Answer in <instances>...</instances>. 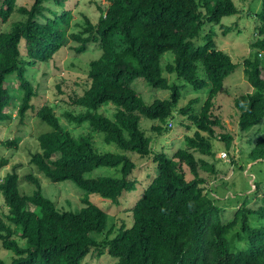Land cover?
<instances>
[{
	"label": "trees",
	"instance_id": "trees-1",
	"mask_svg": "<svg viewBox=\"0 0 264 264\" xmlns=\"http://www.w3.org/2000/svg\"><path fill=\"white\" fill-rule=\"evenodd\" d=\"M18 1L0 0V124L15 119L27 123L29 112L35 111L49 131L37 136L38 150L29 165L51 183L70 181L86 197L74 208H58L33 174L25 177L33 192L21 194L22 165H14L0 179V198L8 211L7 222L0 216V242L14 255L9 264H82L91 254L109 255L117 259L113 264H264V184L253 182L254 191L242 195L240 205L224 195L227 204H236L226 219L218 191L228 183L219 179L214 163L195 157L198 153L214 160L216 141L227 154L235 149L234 135L221 133L225 127L213 109L224 80L242 66L250 92L233 99L238 132L257 137L253 144L248 138V159L264 161V0L253 14L254 58L241 65L217 48L213 31L201 37L206 26L220 25L223 35L230 31L221 20L240 13L234 0H102L96 6L98 20L93 23L83 15L82 28L71 25L78 7L71 6L74 0H28L17 6ZM14 14L20 19L5 32L3 25ZM198 39L205 43L196 44ZM68 42L77 44V54L96 44L100 55L88 64L81 92L69 96V105L81 111H63V116L70 124L86 123L122 153L99 152L91 134L74 137L63 127L52 106L44 103L35 110L32 104L37 92L30 71L51 61ZM166 53L172 54V61L163 68ZM164 70L175 82L169 83ZM139 85L170 95L147 103ZM186 85L202 92L203 99H191L177 109ZM106 105L114 107L111 118L99 112ZM177 114L186 118L185 128L192 135L186 134L183 148L171 155L155 151L141 119L166 124L151 127L161 134ZM19 141L16 137L1 145L15 147ZM132 156L150 162L148 182L127 210L129 223L111 228L106 208L118 207L120 198L138 184ZM7 165L1 158L0 171ZM100 168L118 175L88 176ZM259 191L261 205L249 208L247 198ZM89 195L105 204L97 206ZM0 264L5 262L0 259Z\"/></svg>",
	"mask_w": 264,
	"mask_h": 264
},
{
	"label": "rangeland",
	"instance_id": "rangeland-1",
	"mask_svg": "<svg viewBox=\"0 0 264 264\" xmlns=\"http://www.w3.org/2000/svg\"><path fill=\"white\" fill-rule=\"evenodd\" d=\"M101 2L102 0H74V2L70 3L72 7L76 6L75 3H77L78 6L73 10L71 25L76 26L77 24L82 28V25L85 23L83 15L88 16L93 23L97 21L99 13L96 6ZM26 3H28V0H19L17 6H22ZM234 3L240 13L235 16L225 17L221 20V24L229 27L230 31L226 35H223V29L220 25L206 26L201 33V37L210 32V30L213 31L217 48L228 53L235 64L241 65L244 59L249 58L252 60L254 58L251 44L254 37L256 21L253 14L259 11L260 0H234ZM19 19L20 16L14 14L9 21L3 25L2 29H4L5 32L9 31L12 24ZM72 30L76 32V30L78 31L79 29L72 28ZM202 43H205V41H202V39L196 40V44ZM76 46L77 44L73 42L66 43L63 51L54 55L51 61L37 65L30 71L32 82L37 92V96L32 101V104L35 106V110L44 103L52 106L55 115L59 118L63 127L74 137L91 134L94 147L99 152L122 153L123 151L117 148L116 145H107L104 143L103 134L93 132L86 123L81 125L70 124L63 116V111H72L74 114L81 111L80 108L69 105V96L72 94V91L76 93L81 92L84 80L87 78L86 71L88 64L97 59L100 55V51L96 44H89L86 52L81 54L74 52L73 47ZM171 61L172 54L166 53L162 58V67L164 68L165 65ZM163 76L168 79L169 83L175 82V76L168 74L165 70L163 71ZM180 84L183 83L180 82ZM223 85V92L219 93L215 99L213 112L216 116L221 118L223 126L225 127V130L221 131V133L231 132L234 135L232 144L235 149L232 148V150L229 151V155L220 147L223 146V144L216 141L214 143L217 151L214 159L215 161L210 157L202 156L198 153H195V157L205 160L208 163H214L217 170L220 172L218 175V177H220L219 179L227 181V188L222 190V192L218 191V194H220V199L223 196L221 202L226 206L224 207V212L226 213L225 218L229 219L231 218V212L235 210L236 204L240 205L241 203V199L239 198L244 194H250L254 191L255 187L253 182L264 184V161L251 162L248 159V153L251 150V146L247 142L248 138L251 137L250 139L253 144L257 137L254 135L243 136L238 132V114L233 107V99L241 94L250 92V85L244 75L243 67H237L235 71L224 80ZM144 86L139 85L138 91L147 103L154 99H167L170 95L169 91L152 90L150 87ZM16 87L17 84L15 83V88ZM16 90L18 91L17 88ZM181 95V100L179 101L177 109L185 106L191 99L202 97V92L196 93L186 85L184 89H181ZM201 104L202 102L195 105V109H199ZM99 112L111 118L114 107L106 105L103 106ZM34 115L35 111L29 112V117L26 119L27 123L24 124H20L17 119L0 124V159L4 158L8 160V165L0 171V179H2L6 173L10 172L14 165H18L19 167L22 165V167L18 169L19 192L21 194H30L33 192L34 187L25 179L28 174H33L38 176L43 192L56 203L58 208H62L61 206L64 204H71L74 208L76 204H81V200L86 197V194H83L81 190L70 181L51 183L42 175L38 174L33 166L29 165L31 154L38 150V142L36 141L37 136L49 131L48 126L40 123ZM169 121H171L170 125H168L169 129L161 134L152 131L151 127L160 125L162 128H166V124L162 125L158 121L142 118L140 126L146 132V135L150 136L151 140H153V148L155 151L163 150L165 153H168V155H171L178 148H183L184 136L186 134L192 135V133L187 132L185 128V125L188 124L186 118H182L177 114L174 120L170 119ZM16 137H18L20 141L15 147H3L1 145V142L12 140ZM132 159L137 165L135 176L138 179V184L135 191L124 194V196L120 198L118 207L114 208L111 206L106 208L108 211L109 227L111 228L120 227L123 221L129 223L130 213L127 212V210L141 196L142 191L146 188L145 184L148 182L147 176L149 171L147 167L150 162L137 156H132ZM231 160H233L234 164H231ZM222 173L228 174L223 175ZM108 174L113 176L118 175L113 169L100 168L94 170L88 176L96 177L98 175ZM151 174L152 171L150 172V175ZM224 195L229 197L233 196V198L230 197V201L233 202L237 199V203L227 204ZM261 196L262 191L249 195L247 198V205L249 208L256 209L259 207L261 205ZM88 199L97 206L104 205V201H106L96 195H89ZM65 209L69 210V207L65 206ZM7 212L6 206L3 204V199L0 198V216L4 218ZM4 221L7 222L5 218ZM99 238L100 237H98V239ZM239 247H242V244H239ZM13 257V253L4 250L0 242V259L3 260L5 264H9ZM116 261L117 259L109 255H103L97 258L94 254H91L85 258L82 264H113Z\"/></svg>",
	"mask_w": 264,
	"mask_h": 264
}]
</instances>
